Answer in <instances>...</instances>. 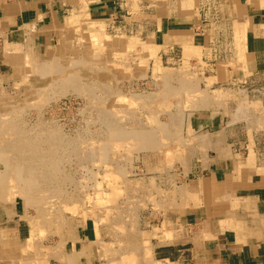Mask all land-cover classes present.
Masks as SVG:
<instances>
[{"label": "rangeland", "instance_id": "1", "mask_svg": "<svg viewBox=\"0 0 264 264\" xmlns=\"http://www.w3.org/2000/svg\"><path fill=\"white\" fill-rule=\"evenodd\" d=\"M110 2L108 15L66 25L48 58L15 55L0 75V221L14 218L17 237L0 264H81L79 253L149 264L146 230L172 209L199 150L192 116L235 124L237 156L264 152L261 96L213 85L201 54L161 62L155 24L171 7L186 18L190 0ZM87 229L97 238L85 243Z\"/></svg>", "mask_w": 264, "mask_h": 264}, {"label": "crops", "instance_id": "2", "mask_svg": "<svg viewBox=\"0 0 264 264\" xmlns=\"http://www.w3.org/2000/svg\"><path fill=\"white\" fill-rule=\"evenodd\" d=\"M190 1L195 7L186 18L177 19L167 7V17L155 24L161 62L192 63L199 51L213 85L264 82V0ZM110 9V0H0V75L10 71L15 55L48 58L66 25ZM223 123L191 117L190 127L203 132L199 150L180 171L184 178L172 209L146 230L149 264H264V152L250 160L237 156L239 130ZM13 219L5 218L6 228L0 221V256L17 251V237L9 232ZM96 238L87 229L81 239ZM5 242L12 243L3 247ZM79 254L81 264H94Z\"/></svg>", "mask_w": 264, "mask_h": 264}, {"label": "built area", "instance_id": "3", "mask_svg": "<svg viewBox=\"0 0 264 264\" xmlns=\"http://www.w3.org/2000/svg\"><path fill=\"white\" fill-rule=\"evenodd\" d=\"M237 84H239V86H242L245 90H247V92H250L257 96H261V99L264 100V82L244 80Z\"/></svg>", "mask_w": 264, "mask_h": 264}, {"label": "bare ground", "instance_id": "4", "mask_svg": "<svg viewBox=\"0 0 264 264\" xmlns=\"http://www.w3.org/2000/svg\"><path fill=\"white\" fill-rule=\"evenodd\" d=\"M4 34V33H3ZM195 45V44H194ZM198 46V45H197ZM200 46V45H199ZM197 49V48H196ZM199 52V51H198ZM197 52V53H198ZM24 60V59H23ZM54 60V59H53ZM62 61V60H61ZM200 61V60H199ZM40 63V62H39ZM109 64H110V62H109ZM112 64V63H111ZM56 65V64H55ZM44 67L43 68H45V65H43ZM17 70V69H16ZM48 71H50V69H48ZM123 71V70H122ZM49 74V73H48ZM44 85V84H43ZM32 88V87H31ZM172 94V93H171ZM161 98V97H160ZM168 103V102H167ZM92 106H93V104H92ZM87 107V106H86ZM119 107H120V105H119ZM98 113V112H97ZM14 114V113H13ZM19 114V113H18ZM180 117V116H179ZM110 118V117H109ZM240 118V117H239ZM108 120V119H107ZM8 122V121H7ZM101 123V122H100ZM100 125V124H99ZM12 136V135H11ZM90 136V135H89ZM52 138V137H51ZM61 138V137H60ZM65 138V137H64ZM56 141V140H55ZM87 141V140H86ZM96 141V140H95ZM30 143V142H29ZM38 143V142H37ZM87 143V142H86ZM39 144V143H38ZM94 145V144H93ZM20 146V145H19ZM34 146V145H33ZM21 147V146H20ZM43 147V146H42ZM110 150V149H109ZM39 151V150H38ZM86 151V150H85ZM40 152V151H39ZM38 152V153H39ZM80 152V151H79ZM118 152V151H117ZM16 153V152H15ZM37 153V154H38ZM50 153V152H49ZM63 153V152H62ZM80 154H81V152H80ZM56 155V154H55ZM38 157V156H37ZM46 158H48V157H46ZM20 159V158H19ZM38 159V158H37ZM77 159V158H76ZM51 160V159H50ZM32 161V160H31ZM38 161V160H37ZM41 164H43V163H41ZM40 164V165H41ZM38 166V165H37ZM48 166V165H47ZM41 168V167H40ZM58 170V169H57ZM103 171V170H102ZM73 180V179H72ZM28 181V180H27ZM30 183V182H29ZM47 184V183H46ZM99 191V190H98ZM90 192V191H89ZM32 193V192H31ZM97 194V193H96ZM88 198V197H87ZM8 259V258H7Z\"/></svg>", "mask_w": 264, "mask_h": 264}]
</instances>
